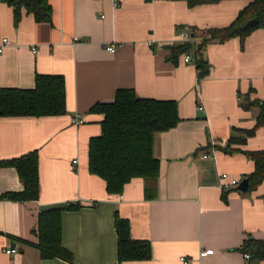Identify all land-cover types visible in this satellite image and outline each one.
Here are the masks:
<instances>
[{
	"label": "crops",
	"instance_id": "1",
	"mask_svg": "<svg viewBox=\"0 0 264 264\" xmlns=\"http://www.w3.org/2000/svg\"><path fill=\"white\" fill-rule=\"evenodd\" d=\"M250 1L47 0L50 23L22 9L15 24L0 0V39L10 42L0 54V89H32L39 74L62 76L65 91L63 114L0 117V162L33 151L38 158L35 200L1 199L24 186L14 168L0 166V264H182L181 257L188 264H264L241 251L248 239L264 240V181L251 192H223L221 174L240 182L254 163L217 149L235 129L255 125L258 107L243 110L240 101H264V30L243 41L209 42L201 52L209 73L200 80L193 55L174 62L168 49L198 43L192 28L228 26ZM111 45L114 52L106 50ZM118 89L175 101L179 122L154 135L157 179L133 178L111 194L88 170V144L103 119L90 109L112 102ZM75 117L82 124H73ZM236 148L264 150V125ZM68 204L78 207L64 210ZM51 209L63 210L60 242L70 260L43 259L36 247L38 216ZM117 218L127 221L132 240L149 243L148 259L118 261ZM208 249L213 254L200 258Z\"/></svg>",
	"mask_w": 264,
	"mask_h": 264
},
{
	"label": "trees",
	"instance_id": "2",
	"mask_svg": "<svg viewBox=\"0 0 264 264\" xmlns=\"http://www.w3.org/2000/svg\"><path fill=\"white\" fill-rule=\"evenodd\" d=\"M12 10L15 24L21 10L31 15L37 23H50L52 8L47 0H1ZM221 0H188L189 6L202 3H216ZM264 30V0H251L236 18L224 28L196 32L191 37L198 43L183 42L169 46L171 59L193 55L197 80L209 73V65L203 58L202 49L209 42L223 43L232 38L243 41L253 31ZM250 105L259 109L255 125L250 130L235 129V133L220 149L225 154L243 153L254 163L253 171L244 175L251 192L264 181V150L243 151L247 139L253 137L257 128L264 125V101H240V107L248 110ZM91 112L103 116L101 133L88 144V170L104 180L108 193L119 194L123 186L133 178L155 181L159 176V161L153 156L154 135L174 128L179 122L175 101H158L137 98L132 90L118 89L109 103H97ZM65 112L64 79L59 75H35L34 87L29 90L0 89V117H46ZM38 158L35 151L21 157L0 162L1 167H12L17 171L24 189L20 193H8L1 199L15 201L35 200L38 195ZM78 205L68 204L64 210L76 209ZM62 209H51L38 216L37 234L43 259L70 260L71 254L61 246L60 219ZM118 261L146 260L150 257L149 243L129 237L128 223L115 219ZM241 251L253 261L264 260V240H246Z\"/></svg>",
	"mask_w": 264,
	"mask_h": 264
},
{
	"label": "built area",
	"instance_id": "3",
	"mask_svg": "<svg viewBox=\"0 0 264 264\" xmlns=\"http://www.w3.org/2000/svg\"><path fill=\"white\" fill-rule=\"evenodd\" d=\"M117 5H118L117 2H113V6L114 7H117ZM188 37H189V35L186 34V35L183 36V39L187 40ZM9 45H10L9 40H7L6 38L0 39V54H2L3 51L5 50V48H7ZM106 50L109 51V52H114L115 48H114L113 45H111V46H108L106 48ZM34 51L35 50L33 49V52ZM184 61L185 62H188L189 61V57L188 56H185ZM72 123L73 124H82V121L79 120L78 117H75V118L72 119ZM238 184H239V181H237L235 179L227 180V177H226L225 174H221L220 175V188H221V190L223 192H226V191H228V190H230L232 188L237 187ZM213 252L214 251L211 250V249L202 250V251L199 252V257L202 258V257H206V256H209V255H212ZM5 253L8 254V255H10V256H12V255H14V254L17 253V249L14 248V247L8 248L7 250H5ZM245 258L248 259L249 256L248 255H245ZM180 262L182 264H188V260L185 259L184 257H181L180 258Z\"/></svg>",
	"mask_w": 264,
	"mask_h": 264
},
{
	"label": "water",
	"instance_id": "4",
	"mask_svg": "<svg viewBox=\"0 0 264 264\" xmlns=\"http://www.w3.org/2000/svg\"><path fill=\"white\" fill-rule=\"evenodd\" d=\"M236 189L241 193H247L248 192V179L242 178Z\"/></svg>",
	"mask_w": 264,
	"mask_h": 264
}]
</instances>
